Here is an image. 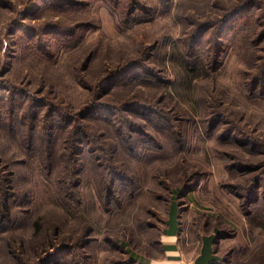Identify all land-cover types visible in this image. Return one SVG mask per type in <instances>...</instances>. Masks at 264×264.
<instances>
[{"label": "rangeland", "instance_id": "1", "mask_svg": "<svg viewBox=\"0 0 264 264\" xmlns=\"http://www.w3.org/2000/svg\"><path fill=\"white\" fill-rule=\"evenodd\" d=\"M172 46L205 64L173 98ZM141 99L175 122L148 126ZM115 165L133 179L108 191ZM1 178L0 264H151L172 199L187 264L211 235L215 264H264V0H0Z\"/></svg>", "mask_w": 264, "mask_h": 264}, {"label": "trees", "instance_id": "2", "mask_svg": "<svg viewBox=\"0 0 264 264\" xmlns=\"http://www.w3.org/2000/svg\"><path fill=\"white\" fill-rule=\"evenodd\" d=\"M221 34L222 33H220L218 35L219 39H221V36H222ZM219 44H220V40L217 39L216 44L211 49V62L212 63L217 62V60L219 63V58L214 56V54H216V52L219 50V46H218ZM186 55H187V53L185 50L182 51L181 48H178L176 46L170 47V51H169L170 61L174 62L178 68L179 67L181 68L180 73L178 71V75H179L178 79L176 80L175 83L171 84L172 89H169V95L171 98H173L174 93H175V95L177 94L178 97H182L181 95L184 94L183 93L184 90L190 91L192 89V84L194 83V81L196 79L204 77L203 76V68L205 65L204 61L202 59L195 60L196 57H194V56H192L191 60L185 61ZM134 104H136V103H134ZM136 105H139V108L144 110V114L137 113V115L142 116L145 119V121L147 122L148 126H155V125L159 124L160 121L169 122L170 120H173L175 122V119H174L175 116H173V115L171 116L167 112L163 113L161 115V113L158 110L156 111V109H154L155 104H151L149 99H141L140 102L137 103ZM183 112H185V114H188V111L186 109H183ZM129 123L130 122H125V124H120L119 126H121V127L120 128L118 127L116 129L118 131V133H120L119 138L116 137L117 138L116 141L120 140L119 149L120 148L125 149L126 146H124V144H123L124 140L133 141L131 134L138 132L137 130H135L131 127V126H133V124L131 123V126H129L130 125ZM30 136L27 138V140L33 141V138H35V136L34 135H30ZM48 138H49V135H48ZM47 141H48V139H47ZM49 142H50V138H49ZM46 144H47L46 146L49 147L48 142H46ZM122 144H123V146H121ZM160 149H162V148H160ZM117 152H118V149L116 148L114 154H117ZM35 155H39V153L37 154L36 152H34L33 156H35ZM160 156L161 157H163V156L169 157L170 155L164 151H161ZM143 158H145L147 160H152L154 157L146 154V157H143ZM39 161L43 162V155L39 156ZM68 162H69V158L67 159L66 165L63 167V173L58 174V176L56 175L57 177H59V182L63 183L62 188H64V191H63V193L61 191V194H62V196L64 194V197H65V195L68 194L69 184L71 187L70 192H72V195L78 194V191H77L78 184L76 185V183H75V181L77 180V178L79 176L78 171H77V166H76V163H74L73 158L70 160L69 164H68ZM123 166H116L115 165V166L105 167V170H106V175H105L106 177L105 178L108 181V184L110 186L107 188L108 191L111 190L112 185L115 186L117 184V182L118 183L122 182V186L131 183V180L133 179V173H132L133 171L131 172L130 168L126 167V165L124 167ZM113 167H116V168H113ZM115 169L119 170L120 172L117 171V174L114 173L113 177L112 176L110 177L109 173L112 174L111 172ZM109 171H111V172H109ZM2 181H3V179H2ZM3 182H1V184H0V188H2V190L0 191V218L8 220V219H10L12 211H13L11 205L9 204V200L13 194L11 193L10 189L5 188L6 185H5V182L4 183ZM180 191L181 190L177 188L174 191V194H178ZM255 214L257 215V217H255V216L251 217V219H250L251 222H255L259 218L258 216L261 217V211L260 210L257 213L255 210ZM257 224H259V223H257ZM167 233L179 235L178 205L176 204L174 199H172L168 202V215H167V219L165 221V229H164L163 234H167ZM214 240H215L214 235L207 236V237H204L202 239V245H201L199 254L195 258V260L193 261V264H215L220 260L218 257H216L214 255L213 250H212ZM130 256L131 257L128 259L129 263H131V264L139 263L138 259L135 256H133V255H130ZM226 264H246V263L244 262V258L242 256H240V253L236 252L233 259H231V261L227 262Z\"/></svg>", "mask_w": 264, "mask_h": 264}, {"label": "crops", "instance_id": "3", "mask_svg": "<svg viewBox=\"0 0 264 264\" xmlns=\"http://www.w3.org/2000/svg\"><path fill=\"white\" fill-rule=\"evenodd\" d=\"M178 234L167 233L162 236L163 258L153 260L151 264H187L180 256Z\"/></svg>", "mask_w": 264, "mask_h": 264}]
</instances>
